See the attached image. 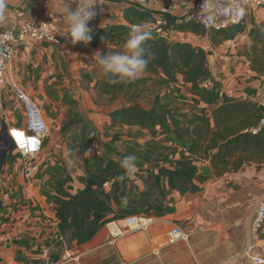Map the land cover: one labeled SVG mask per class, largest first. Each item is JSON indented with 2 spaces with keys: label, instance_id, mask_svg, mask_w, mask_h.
I'll list each match as a JSON object with an SVG mask.
<instances>
[{
  "label": "crops",
  "instance_id": "obj_1",
  "mask_svg": "<svg viewBox=\"0 0 264 264\" xmlns=\"http://www.w3.org/2000/svg\"><path fill=\"white\" fill-rule=\"evenodd\" d=\"M63 2L5 0L6 7L0 15L2 25L14 30L26 21L50 20L62 40L61 44H53L26 39L19 42L16 49L10 80L18 82L32 99L40 103L46 118L52 121L51 125L58 124L61 128L52 131L50 125L49 140L45 142L46 151L40 157L45 163L35 174V187H30L26 182L20 154L14 148L8 150L5 147L6 160L0 162V220L4 222L0 235V264H40L46 259L53 264H254L244 254L253 209L264 196V151H260L256 134L252 135L254 132L250 134V141L244 138L239 141V148L228 157L230 163L219 176L216 175L210 156L195 155L198 173L206 172L211 174L210 177L205 181L195 179V184L200 186L196 191L182 193L176 189L159 193L163 207L170 206L173 209H164L162 214H156L151 209L148 215H152L154 220L148 229L126 231L125 216L111 218V221H117L123 227L124 235L114 238L105 224L83 244L68 240V251L73 256H67L64 244L57 239L54 226V222L59 221L57 204L45 191L51 188L48 184L51 169L56 163L63 162V168L72 176L66 186L69 191L76 194L78 189L84 188L80 176L86 174V165L92 159L85 148L88 130H91L89 126H103L112 121L110 113L129 103L122 95L111 100V103L101 105L93 99L99 94L97 82L104 75L94 56L97 52L103 54L117 46L110 40H102L96 46L84 45L82 42L73 44L66 34L68 28L62 19ZM100 2L96 7V17L89 22L93 33L109 24L145 22L150 11L164 14L175 23L189 19L200 21L196 14L200 12L204 0ZM72 7L75 9L76 5ZM222 18L225 17L219 19ZM243 24V32L219 44L213 42L209 33L202 36L189 30L172 28L175 39L183 37L210 51L212 79L221 85L222 93L232 98V101H222L220 105L229 103L237 106L228 123L225 121V109L224 113H218L216 119L212 107H209L211 129L224 134L229 127L240 134L257 126L261 114L260 103L264 97V6L248 9ZM149 76L144 72L141 78ZM158 77L165 76L161 73ZM178 83L184 89L190 87V84L183 82L182 77ZM8 91V88L0 86V112L4 109L2 100L9 94ZM188 97L186 101L192 103L189 90ZM69 99L76 100L78 111L70 119L66 117ZM181 100L179 97L174 103ZM190 103L188 106H191ZM200 105L208 106L204 103ZM0 118L3 124H24V119H11L9 113L5 117L0 114ZM67 125L74 127L64 135L61 129ZM122 127L128 126L117 125L114 129ZM143 138L137 137L136 140L144 143L151 136ZM220 143H224L222 139ZM0 144L5 146L6 141L1 139ZM135 157L139 160L135 162V171L130 173L131 180L121 189L132 188L134 192H140L147 187L142 175L148 177L146 168L149 163ZM153 167L157 171V166ZM165 183L168 189L167 179ZM47 185L48 188H45ZM32 189L36 197L28 200ZM117 194L120 196L119 192ZM113 206H116L115 201ZM175 224L185 228L189 234L188 241L169 244L168 232ZM259 243L264 254V236ZM48 246H52V249L51 254L46 256L43 251Z\"/></svg>",
  "mask_w": 264,
  "mask_h": 264
},
{
  "label": "trees",
  "instance_id": "obj_2",
  "mask_svg": "<svg viewBox=\"0 0 264 264\" xmlns=\"http://www.w3.org/2000/svg\"><path fill=\"white\" fill-rule=\"evenodd\" d=\"M152 14L151 11L147 12L149 16L145 21H148ZM167 27H174L173 29L179 31L189 30L202 36L209 33L215 44L233 39L245 30L243 21L215 30L207 29L200 21L194 19L181 23L169 20ZM131 30V25L109 24L96 33H92L93 39L90 45L96 46L102 40H110L114 46H117L116 48L125 49L124 44ZM145 46L155 56L144 71L150 75L149 77H140L128 83L113 84L104 74L98 80L97 88L99 95L108 96L110 100L122 95L129 103L110 113L112 124L136 127L138 132L146 130L151 138L144 143L137 140L130 141L126 150L120 153L121 159L106 158V155L113 151V145L110 142L105 143L103 139V153L92 156L91 161L87 163L86 174L80 176L85 187L78 189L76 194H72L69 187H66L72 180V176L63 168V162L55 164H58L57 171H55L57 167L51 169V178L48 181L51 188L47 185L45 188L50 190L48 192L45 189V191L57 204L60 232L67 236L70 242L76 241L78 244H83L89 241L102 226L111 221V218L148 214L151 209L156 214H162L164 209H173L170 206L163 207L159 193L176 189L182 193L199 190L200 186L195 184L194 180L205 181L211 175L206 172L198 173L195 155H205L207 158L210 156L212 165L216 168V175L219 176L227 169L230 163L228 157L239 148V141L242 138L250 141V134L253 133L251 131L239 134L236 129L229 127L224 134L220 130L211 129L209 107H212L216 119L218 113H224L225 109L227 113L225 121L228 123L234 116L237 106L228 105L229 103L220 105L222 101H232V98L222 93L221 85L212 79L209 68L210 51L189 41L167 38L154 33H151V39L146 41ZM103 54H106V51ZM161 73L165 77H159L158 85L162 86L165 83L173 87L174 84H180L178 82L181 77L185 84H190L188 90L192 94V103L188 110L165 102L168 100L166 95L170 93L169 91L161 90L156 100L148 104L149 107L141 102L138 93L139 85L147 83L152 76H160ZM208 81L212 83L210 89L204 86V83ZM201 103L208 105L207 108L202 107ZM254 134H256L260 151H264V129L252 135ZM119 137L120 135L117 134L113 140ZM205 137H207L206 144ZM221 139L224 142L222 145ZM215 149L218 150L214 152ZM130 155H135L149 163L146 168L148 177L142 175L147 187L140 192H134L132 188L121 189L122 185L131 180L130 174H126V170L121 167L122 161ZM44 163L42 161L41 167ZM61 165L63 167H60ZM153 165L157 166V171ZM61 172L64 175H59ZM122 175L125 176L124 179H120ZM40 177L42 178V174ZM106 182H109V187L105 186ZM54 190L55 193H52ZM118 192L121 197L117 194ZM113 201L116 203L115 207ZM114 212L118 213L111 216Z\"/></svg>",
  "mask_w": 264,
  "mask_h": 264
},
{
  "label": "built area",
  "instance_id": "obj_3",
  "mask_svg": "<svg viewBox=\"0 0 264 264\" xmlns=\"http://www.w3.org/2000/svg\"><path fill=\"white\" fill-rule=\"evenodd\" d=\"M140 3L151 2L152 0H138ZM229 3H236L244 8L246 12L248 9H254L256 7L264 6V0H228ZM244 17V16H243ZM243 17L232 16L230 18H217L212 23H208L205 20L200 22L207 29L220 30L227 28L233 24H239L243 21ZM169 18L160 13H153L148 21L142 23L132 24L139 26L143 30H150L151 33L162 35L167 38H174L172 28H168ZM26 39H32L39 42H50L53 44H61L62 40L56 31L54 23L46 19L30 20L20 25L19 29L14 30L7 28L0 22V86L6 87L12 93L13 97L18 102V107L22 112V119L24 124L22 126L7 125L8 135L15 142L14 149L20 154L23 161L24 176L26 182L30 187H35V174L39 171L42 161L43 153L46 151L45 142L50 136L51 126L45 116V113L37 101L32 99L24 88L16 81L10 80V72L14 66V58L18 43ZM179 40L186 41L181 37ZM264 82V76H263ZM204 86L212 88L210 81L205 82ZM261 114L257 126L251 129L252 132L257 133L261 129H264V97L260 103ZM43 125V127H40ZM36 128L33 132L31 129ZM6 130L2 133L4 134ZM20 132L24 134V139L31 142L35 140L36 143L29 149H25L20 143L19 139L13 133ZM103 135L98 129H91L87 136L86 152L91 156L101 155L103 153ZM109 182L105 183L108 187ZM35 190L32 189L29 192L28 200H33L36 197ZM154 217L148 214H133L126 217V231H138L148 229L153 223ZM56 227L57 239L64 244L68 257H71V253L68 251L69 241L60 232L59 221L54 222ZM108 228L114 238L122 236L125 233L123 227H121L117 221H110L107 223ZM4 222L0 220V235ZM247 238L244 254L247 258L252 260L254 264H264V254L259 244L260 239L264 236V196L256 204L250 225L247 229ZM189 234L185 228L180 224H175L168 232L169 244H177L180 242L188 241ZM52 246L44 248L43 253L46 256L51 254ZM40 264H53L49 259L44 260Z\"/></svg>",
  "mask_w": 264,
  "mask_h": 264
},
{
  "label": "clouds",
  "instance_id": "obj_4",
  "mask_svg": "<svg viewBox=\"0 0 264 264\" xmlns=\"http://www.w3.org/2000/svg\"><path fill=\"white\" fill-rule=\"evenodd\" d=\"M100 0H64L63 2V23H66L71 42L76 44L82 42L89 45L93 39V29L89 27V22L96 15L97 4ZM73 4L76 5L73 9ZM6 7L5 0H0V15ZM197 15L198 19L212 23L220 17L230 18L232 16L243 17L244 8L236 3H229L228 0H204L201 10ZM151 39V31L143 30L139 26H134L126 40L124 47L125 52H115L101 54L97 52L95 58L100 65L103 73L109 77L110 83H128L139 79L151 60L155 59L145 46L146 41ZM43 127V125H40ZM33 132L37 129L32 128ZM16 139H18L16 137ZM20 143L27 150L34 144L26 141L24 137L19 139ZM121 167L126 170V174L135 171V157L127 156L121 163ZM122 175L120 179H124Z\"/></svg>",
  "mask_w": 264,
  "mask_h": 264
},
{
  "label": "rangeland",
  "instance_id": "obj_5",
  "mask_svg": "<svg viewBox=\"0 0 264 264\" xmlns=\"http://www.w3.org/2000/svg\"><path fill=\"white\" fill-rule=\"evenodd\" d=\"M115 52H125V49L123 47H118V48L106 51V54L107 53H115ZM157 81H160L159 77H157V76L153 77L152 76L147 81V83H142V84L139 85L138 93H139L141 102L145 103V105H147L149 103H152L154 100H156V97L161 92V90H163V91H169L170 92L168 95H166L167 99L169 101L167 100L165 102L169 103L171 106L180 107V108H189L190 107V106H188V104L190 102L186 101L189 98L188 97V89H184L183 85L174 84V86L171 87V85L164 83L161 86V84L160 85L157 84ZM166 85H169V86H166ZM159 86H161L160 89H159ZM8 92H9V94H7L6 98H3V100H2L4 109H1V112H0L1 117H2V115L5 117L9 113L11 119H13L14 117L22 119V115L23 114H22L20 108L18 107V102L13 97L12 93L10 91H8ZM179 97L182 100L178 101V103L175 104L174 101L177 102V98H179ZM93 99L97 103H99L100 105L104 104V103H111L110 98L108 96H105V95H99L98 94L96 96V98L94 96ZM162 101H163V99H162ZM75 102H76V100H74V99H69L68 100L69 106L67 107V110H66V117L68 119L74 118V114L78 112L76 110L77 109V104H75ZM38 104L40 105L39 102H38ZM70 105H72V107H70ZM47 120H48V122L51 125L52 121L49 118H47ZM2 126H3V122H2V119L0 118V133L1 134L4 132ZM51 126H52V131H54L55 129H57L59 131V128H61L58 124L57 125H51ZM115 126H117V125L112 124V121L107 122L103 126H94V125L92 127L89 126L91 129H98V130L101 131V133L103 134V138H104L105 143L106 142L112 143L113 151L110 152L108 155H106L107 159L112 158V157L113 158L115 157L117 159H121L120 158V152L127 148V144L130 141L136 140L137 137L143 138L146 135H149V133L147 131H144V130L138 132L137 128H133V127L132 128H128V127L124 128V127H122L121 129L120 128L119 129H114ZM73 127L74 126H71V125L64 126V127H62L61 132L64 135H66V134H68L71 131V129ZM88 132H89V130H88ZM117 134L120 135V137L117 138L116 140H113V137H115V135H117ZM111 137H112V139H111ZM48 140L49 139L47 138V142H48ZM136 161H139V160L135 157V162ZM58 164L53 166V168L57 167V168H55V171H57V169H58ZM60 167H63V166L61 165ZM59 175H64V173L61 172ZM259 244L261 245V243H259Z\"/></svg>",
  "mask_w": 264,
  "mask_h": 264
},
{
  "label": "water",
  "instance_id": "obj_6",
  "mask_svg": "<svg viewBox=\"0 0 264 264\" xmlns=\"http://www.w3.org/2000/svg\"><path fill=\"white\" fill-rule=\"evenodd\" d=\"M7 127H8L7 124L4 122L3 130L5 131L7 129ZM1 139H4L6 141V145L4 146V145L0 144V162L6 160L7 149L5 147H7L8 150H12L15 147V142L8 135L7 132H5L4 134L0 133V142H1Z\"/></svg>",
  "mask_w": 264,
  "mask_h": 264
},
{
  "label": "snow or ice",
  "instance_id": "obj_7",
  "mask_svg": "<svg viewBox=\"0 0 264 264\" xmlns=\"http://www.w3.org/2000/svg\"><path fill=\"white\" fill-rule=\"evenodd\" d=\"M13 135H15L18 139H22L24 137V134L20 132L13 133ZM31 143L35 144L36 141L32 140Z\"/></svg>",
  "mask_w": 264,
  "mask_h": 264
}]
</instances>
